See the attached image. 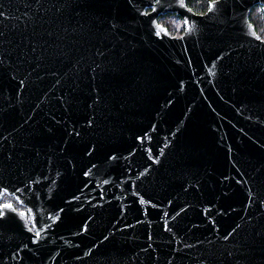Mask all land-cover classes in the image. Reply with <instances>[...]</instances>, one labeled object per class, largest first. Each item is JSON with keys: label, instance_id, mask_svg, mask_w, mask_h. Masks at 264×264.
<instances>
[{"label": "water", "instance_id": "obj_1", "mask_svg": "<svg viewBox=\"0 0 264 264\" xmlns=\"http://www.w3.org/2000/svg\"><path fill=\"white\" fill-rule=\"evenodd\" d=\"M252 2L0 0V264H264Z\"/></svg>", "mask_w": 264, "mask_h": 264}, {"label": "trees", "instance_id": "obj_2", "mask_svg": "<svg viewBox=\"0 0 264 264\" xmlns=\"http://www.w3.org/2000/svg\"><path fill=\"white\" fill-rule=\"evenodd\" d=\"M210 0H186L187 7L196 14H203L208 9ZM249 21L254 26L257 35L264 39V13L260 5H255L249 15ZM158 22L167 28L169 35L180 36L183 32V21L175 14H165L159 17ZM4 202H11L15 208L24 209L14 199L4 197Z\"/></svg>", "mask_w": 264, "mask_h": 264}, {"label": "snow or ice", "instance_id": "obj_3", "mask_svg": "<svg viewBox=\"0 0 264 264\" xmlns=\"http://www.w3.org/2000/svg\"><path fill=\"white\" fill-rule=\"evenodd\" d=\"M130 3H132V0H129ZM257 3H261V4H264V0H253L252 2V5H246V8L250 11L251 7L254 6L255 4ZM155 4L156 5H159L160 6V9H158L157 7L153 6V4L151 3V0H149V3H148V7L151 8V13H147V12H142L141 14L142 15H145V16H148L150 18L149 22L151 23L154 19H155V16H153L152 14H157L159 15L160 14V10L163 9V4H162V0H155ZM135 6V5H134ZM171 6V5H170ZM179 7H184V4H183V0H180V3L178 5ZM219 8V0H210L209 4H208V14H209V17L211 15H214L215 12L218 10ZM188 12L191 11V9H187ZM181 15H186L185 13H180ZM0 15H2V13H0ZM244 15V13H242V16ZM196 21H194L192 19V17H186V19L184 20V24L186 26H189L187 28V30L190 32L192 29L190 27V25L192 23H195ZM202 22V21H200ZM155 35L157 36H160V32H156ZM181 39H183V37H181ZM261 43H264V41H261ZM0 65H3V58L0 57ZM89 126H91V122H89ZM77 135H79V133H77ZM95 149H93L94 151ZM89 155H91V152L88 153ZM112 159H115V157H111ZM93 167H95V165H93ZM88 173H85V175H87ZM13 205L12 204H3V205H0V209H10L12 208ZM5 216H4V213L2 211H0V219H4ZM239 227V226H237ZM235 232V229L232 230V233ZM228 234L225 236V240L229 239V236L232 234ZM35 235L37 237L40 236V232L37 231L35 233Z\"/></svg>", "mask_w": 264, "mask_h": 264}, {"label": "flooded vegetation", "instance_id": "obj_4", "mask_svg": "<svg viewBox=\"0 0 264 264\" xmlns=\"http://www.w3.org/2000/svg\"><path fill=\"white\" fill-rule=\"evenodd\" d=\"M6 195L5 194H3L2 195V199H1V201H0V205H3V204H12L11 202H4L3 201V199H4V197H5ZM6 197H8V196H6ZM13 205V204H12ZM13 207H14V205H13ZM15 208V207H14ZM16 210H24V209H18V208H15Z\"/></svg>", "mask_w": 264, "mask_h": 264}]
</instances>
